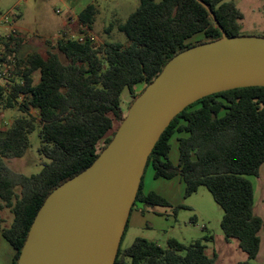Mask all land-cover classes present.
I'll use <instances>...</instances> for the list:
<instances>
[{
  "label": "trees",
  "instance_id": "obj_1",
  "mask_svg": "<svg viewBox=\"0 0 264 264\" xmlns=\"http://www.w3.org/2000/svg\"><path fill=\"white\" fill-rule=\"evenodd\" d=\"M228 36H240L243 13L232 1L202 0ZM99 12L94 3L78 14L83 36L63 34L56 50L22 55L23 39L13 31L4 38L2 60L10 76L0 82V112L17 108L7 126H0V243L5 238L17 264L31 225L47 196L59 185L89 167L114 137L129 107L178 53L216 40L222 32L197 0H141L118 25L128 43L96 45L91 31ZM201 36L198 39H194ZM53 44V43H52ZM141 91V92H142ZM35 113V114H34ZM39 127V152L50 161L37 174L11 169L6 159L23 157L30 134ZM178 137L179 163L170 159L171 141ZM264 163V86L235 88L208 95L173 118L156 142L146 165L156 177L181 175L185 198L205 186L222 207L221 228L227 241L239 240L251 264L260 250L263 219L254 210V184ZM145 169V170H146ZM144 176V175H143ZM168 207L175 214L184 204L143 191V178L133 204ZM13 214L4 226L2 211ZM126 225L125 232L127 230ZM203 228H206L204 226ZM124 232V233H125ZM213 235L184 243L175 238L165 247L144 237L119 248L115 264H216L206 253Z\"/></svg>",
  "mask_w": 264,
  "mask_h": 264
},
{
  "label": "water",
  "instance_id": "obj_2",
  "mask_svg": "<svg viewBox=\"0 0 264 264\" xmlns=\"http://www.w3.org/2000/svg\"><path fill=\"white\" fill-rule=\"evenodd\" d=\"M175 55L135 98L110 143L39 209L17 264H115L149 156L173 118L208 95L264 86V36H228Z\"/></svg>",
  "mask_w": 264,
  "mask_h": 264
},
{
  "label": "rangeland",
  "instance_id": "obj_3",
  "mask_svg": "<svg viewBox=\"0 0 264 264\" xmlns=\"http://www.w3.org/2000/svg\"><path fill=\"white\" fill-rule=\"evenodd\" d=\"M141 0H83L82 6L94 3L99 12L96 16L91 36L96 45L120 42L127 44L126 35L119 30L118 25L125 22L129 15L139 6ZM232 1L243 13L240 21V36H264V0H226ZM68 8L61 0H0V19L7 18L6 25L11 31L13 25L27 30L25 35L29 42L22 47L21 53H45L47 50H56L57 39L61 33V21L64 20ZM5 28V27H4ZM16 32V31H15ZM60 32V33H59ZM5 38V31L1 29ZM17 33V32H16ZM20 37V34L17 33ZM67 35L71 36L69 32ZM76 36H83L81 31ZM197 36L194 39H198ZM42 38L44 43H37ZM53 43V44H52ZM28 46V47H26ZM0 82L5 83L3 80ZM144 85H138L137 94H140ZM123 108L128 112L131 97L127 91L123 93ZM19 113L17 108L0 112V126H7L14 116ZM35 114V113H34ZM30 147L20 158L6 159L7 165L25 175L39 173L49 159L39 152L41 138L39 127L29 136ZM151 170L147 168V172ZM254 178V177H253ZM262 179H256L259 182ZM182 207L174 214L168 207H148L136 202L128 227L121 240V248L129 247L136 237L153 239L158 245L165 247L167 240L175 238L184 243L200 240L204 235H213L214 240L205 241L207 246L216 249L218 259L216 264H234L248 259L247 253L240 248L239 240L232 238L228 242L222 241L223 234L221 220L222 207L215 201L212 193L205 186L184 198ZM3 225L9 226L13 214L7 208L2 211ZM206 226V228H203ZM14 250L5 238L0 243V264H10ZM251 264H259L251 260Z\"/></svg>",
  "mask_w": 264,
  "mask_h": 264
},
{
  "label": "crops",
  "instance_id": "obj_4",
  "mask_svg": "<svg viewBox=\"0 0 264 264\" xmlns=\"http://www.w3.org/2000/svg\"><path fill=\"white\" fill-rule=\"evenodd\" d=\"M66 7L68 8V13H66V16L64 20L61 21V33L67 35L69 32L71 33V36H76V32L81 29L80 24L78 23V14L80 11L86 6H82L83 0H61ZM89 4V3H88ZM14 31L20 34V37L23 39L22 41V47L25 48V45L29 42V39L25 35V32L27 33V30L18 27L16 23L13 25ZM5 33L9 34L11 29L8 27L3 28ZM59 32V33H60ZM5 34V35H7ZM37 43L43 44L44 41L42 38H38ZM28 47V46H26ZM21 53V51H20ZM22 54V53H21ZM29 54V53H27ZM26 54V55H27ZM23 55V54H22ZM180 134H176L172 141V149L170 151V159L174 164L179 163V149H178V137ZM151 170L147 172V169L145 170L144 176H143V191L145 194L154 191L158 194L165 197L172 205H180L183 204L184 198H185V188L186 184L181 177V175H176L173 178L166 179L163 177H156L154 169L149 166ZM256 179H262L259 180V182H255ZM254 184V210L257 215H259L263 221H264V163L262 164L260 168V174L258 177H252L251 178ZM141 203V202H140ZM133 212V211H132ZM132 212L130 214V217L132 215ZM129 217V220H130ZM128 220V223H129ZM260 250L259 253L255 259L257 263L264 264V226L260 230ZM150 241H153V239L147 238ZM222 241L228 242L224 236V233L221 236ZM155 242V241H153ZM156 243V242H155ZM158 244V243H157ZM206 253L208 255H212L213 253H216V249L210 246L206 245ZM218 256V254H217ZM248 256V254H247ZM219 257V256H218ZM218 259V258H217ZM246 261V260H245ZM240 262V261H238ZM235 262L234 264L238 263Z\"/></svg>",
  "mask_w": 264,
  "mask_h": 264
},
{
  "label": "built area",
  "instance_id": "obj_5",
  "mask_svg": "<svg viewBox=\"0 0 264 264\" xmlns=\"http://www.w3.org/2000/svg\"><path fill=\"white\" fill-rule=\"evenodd\" d=\"M10 21L7 18L0 19V80H4L10 76L11 73V64L2 60V53H4V35L1 33V29L7 27L6 23ZM14 31V30H13ZM13 31H10L9 34L5 35L8 37Z\"/></svg>",
  "mask_w": 264,
  "mask_h": 264
}]
</instances>
